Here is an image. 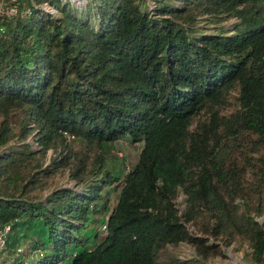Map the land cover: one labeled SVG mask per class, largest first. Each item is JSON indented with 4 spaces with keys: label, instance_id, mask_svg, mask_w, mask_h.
Segmentation results:
<instances>
[{
    "label": "trees",
    "instance_id": "16d2710c",
    "mask_svg": "<svg viewBox=\"0 0 264 264\" xmlns=\"http://www.w3.org/2000/svg\"><path fill=\"white\" fill-rule=\"evenodd\" d=\"M145 1L11 0L12 13L0 9V147L20 140V148L0 150V174L30 152L31 130L40 153H59L54 142L63 132L96 149L90 162L67 151L22 182L5 177L0 228L28 223L39 239L29 242L28 259L3 244L0 264H183L176 256L162 261L161 251L186 242L193 261L223 255L209 235L224 246L245 240L244 258L263 264L256 217L264 219V0ZM231 16L225 30H198V19ZM231 89L235 108L220 113ZM120 137L140 148L118 179L104 151ZM61 166L75 188L25 194L27 181ZM105 185L119 190L96 238L88 226L104 215ZM201 213L210 221L189 232L186 223L197 224Z\"/></svg>",
    "mask_w": 264,
    "mask_h": 264
},
{
    "label": "rangeland",
    "instance_id": "374dc122",
    "mask_svg": "<svg viewBox=\"0 0 264 264\" xmlns=\"http://www.w3.org/2000/svg\"><path fill=\"white\" fill-rule=\"evenodd\" d=\"M10 1L11 0H0V7H2L1 9L3 11L7 10L9 6L14 7V5L10 3ZM70 2L74 6H81L84 0H70ZM145 2L147 5L151 4V0H146ZM42 7L48 12H54L53 8L48 7L46 4H42ZM233 21L234 17L232 16L225 19L215 20L198 19L197 26L198 30L200 31L211 32L213 30L218 31V27L220 26L225 30L231 26ZM235 95L236 93L234 89H231L227 93L226 101L219 110L220 113L227 114L235 108ZM19 116L20 115L17 111H13L9 114L8 124L11 132H16L18 129ZM33 132L34 130H31L24 138V141H27L29 143L30 154L19 152L17 153L18 158H16L13 163L10 162L8 166H4V172L2 171L3 173L0 174V187H3V185L5 184L6 176H9V178L11 180L13 179L14 181H18L22 177L20 182L24 181V179L27 177L26 175L33 174L34 176L35 173L33 172H35L36 165L40 164V167L44 166L48 162L49 158L53 155H61V153L68 151L71 156L75 155L73 152H76V155L79 156L78 153L81 154L83 152L84 158L88 162L94 159L93 157L95 156L96 149H84L82 147V143H79L78 140L70 138L66 139L67 137L62 139L61 141L57 140L54 142L56 151H60L59 153H56L54 150H52L51 147L47 148L44 153H40L39 146L34 141H32L31 134ZM19 143L20 140L12 137L6 144L0 147V150L5 149V147L20 148L18 145ZM239 145L241 147L248 146L246 144L245 137H242L239 140ZM139 148V142H130L125 137H120L107 144L104 151V156L105 161L108 164L110 173L113 175H117L118 179L121 178L122 174L126 170H128L136 160ZM231 153H235L233 149ZM12 175L14 176L13 178ZM29 183L30 181L26 182L25 194L33 198L43 196L54 187H76L73 179L68 175V169L64 166H61L60 168L58 167L48 175L39 176L38 181H35L34 183ZM9 186L10 184H6V187ZM118 190L119 187H116V189H112L109 185H105L100 192L102 194V199L106 196V209L104 215L100 216L96 222L94 221L92 226H88V232L90 231L92 233H95L96 238L101 237L105 232V227H102V224L105 223V215H107V213L115 203ZM182 198L183 194L180 191L174 198L178 211L183 208ZM256 219L259 220L264 227V219L262 215H258ZM208 221H210L208 219V216L205 213H201L199 215L197 224L194 225L191 222H187L186 228L189 232L200 233L199 231L202 229L200 227L204 224H207ZM22 224H20L19 227L9 228L3 226L0 228V247H2L3 244L8 243L15 251L22 253L24 255V258L28 259L35 253L31 251L29 242L31 243L32 239H36L38 241L39 236L37 235L36 230L31 224ZM215 238L218 239H214L209 235L207 241L217 242L221 248L223 255L216 254L209 256L204 260L197 259L195 260V262L192 260V258L196 257L193 247L186 242H178L175 245H166L165 249L160 253V259L163 261L166 260V257L168 256H176L180 260H183V264H227L228 262L233 260H235L238 264H252L244 258V253L249 250L248 244L245 240L235 239L232 240L229 245L224 246L222 244L221 238H219L218 236ZM3 255L4 252H0V258Z\"/></svg>",
    "mask_w": 264,
    "mask_h": 264
},
{
    "label": "built area",
    "instance_id": "2783aa9c",
    "mask_svg": "<svg viewBox=\"0 0 264 264\" xmlns=\"http://www.w3.org/2000/svg\"><path fill=\"white\" fill-rule=\"evenodd\" d=\"M2 7H0L1 9ZM2 10V9H1ZM7 13H12L13 12V7L12 6H9L7 10H5ZM63 134L66 136V137H69L71 135L63 132ZM3 227V226H2ZM4 227H7V225H4ZM102 227H105V223L102 224Z\"/></svg>",
    "mask_w": 264,
    "mask_h": 264
},
{
    "label": "bare ground",
    "instance_id": "6f19581e",
    "mask_svg": "<svg viewBox=\"0 0 264 264\" xmlns=\"http://www.w3.org/2000/svg\"><path fill=\"white\" fill-rule=\"evenodd\" d=\"M227 264H238V263L235 260H233V261L228 262Z\"/></svg>",
    "mask_w": 264,
    "mask_h": 264
},
{
    "label": "water",
    "instance_id": "95a60500",
    "mask_svg": "<svg viewBox=\"0 0 264 264\" xmlns=\"http://www.w3.org/2000/svg\"><path fill=\"white\" fill-rule=\"evenodd\" d=\"M263 264H264V261H263Z\"/></svg>",
    "mask_w": 264,
    "mask_h": 264
}]
</instances>
